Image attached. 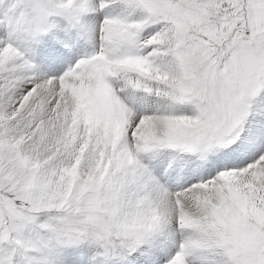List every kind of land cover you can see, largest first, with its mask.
I'll return each instance as SVG.
<instances>
[{"label": "snow or ice", "instance_id": "6c2138e0", "mask_svg": "<svg viewBox=\"0 0 264 264\" xmlns=\"http://www.w3.org/2000/svg\"><path fill=\"white\" fill-rule=\"evenodd\" d=\"M0 264H264V0H0Z\"/></svg>", "mask_w": 264, "mask_h": 264}]
</instances>
